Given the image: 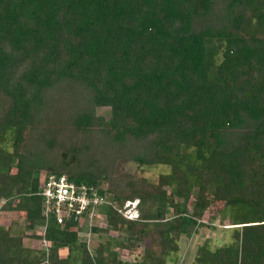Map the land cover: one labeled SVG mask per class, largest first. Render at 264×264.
I'll list each match as a JSON object with an SVG mask.
<instances>
[{
	"label": "trees",
	"instance_id": "obj_1",
	"mask_svg": "<svg viewBox=\"0 0 264 264\" xmlns=\"http://www.w3.org/2000/svg\"><path fill=\"white\" fill-rule=\"evenodd\" d=\"M62 121L74 127L66 141L40 128ZM96 142L117 155L92 154ZM124 152L170 172L105 188L103 168L82 167ZM44 171L120 208L138 200L139 218L110 207L104 226L47 223ZM216 202L233 212L231 242L203 245L192 264H264V0H0V203L25 214L23 228L0 225V264H167ZM85 223L119 233L122 250L149 245L136 263L93 254Z\"/></svg>",
	"mask_w": 264,
	"mask_h": 264
},
{
	"label": "rangeland",
	"instance_id": "obj_2",
	"mask_svg": "<svg viewBox=\"0 0 264 264\" xmlns=\"http://www.w3.org/2000/svg\"><path fill=\"white\" fill-rule=\"evenodd\" d=\"M96 115L105 119V121L110 122L112 121V111L109 107H101L98 108L96 111ZM41 130L45 133H51V130L59 129L56 133L53 132L51 136H54V139L58 141H66L70 137L75 135L74 127L69 124L63 123H42L40 126ZM61 130H65L64 133ZM69 132V133H68ZM43 134V132H42ZM37 137H39L37 135ZM69 137V138H68ZM55 142V143H53ZM50 141V147L55 146L56 141ZM35 145L32 140L29 142V146ZM7 147L9 149L12 148L11 142L8 143ZM72 150V149H71ZM78 152V167L81 166V152L80 146L77 147ZM89 152V151H88ZM70 150L62 149V159L69 155ZM92 154L101 155L103 156L105 161H107V157H111L112 155H117L116 149L111 145H106L105 143L99 144V142L94 143ZM125 156L122 158H118L117 160L112 161L110 164H103L98 165L95 162L92 163H85L82 167L86 170H89L92 167H101L104 169L103 172H107L108 175H105L107 178L103 180L102 186L108 188L109 185H113L115 187H122L125 189H129L133 186L134 183H139L140 181H147L149 183H157L158 177L160 174H168L170 172V167L162 166V165H154V166H139L138 163L134 161H130L126 159L127 152L122 153ZM85 156V153L82 154ZM91 158V157H90ZM99 158V157H98ZM72 161H76V158H72ZM101 163V162H100ZM41 174V181L45 176L51 175L50 173L44 171ZM196 199V192L192 197L188 200V205L192 207L194 205ZM186 201V200H183ZM2 203H0V208ZM132 207H130V210ZM132 211V210H131ZM233 212L223 202H216L210 210L206 213V226L200 228L199 232L195 234L192 238H183L179 242V251L177 253H173L171 258L167 264H192L197 256V252L200 247L205 244H208L211 249L220 247L224 244H228L231 242V235L233 226L231 225ZM2 215V214H1ZM0 215V222L4 225V227L11 228L12 221L17 222L19 224V228H23L25 214L18 213L17 214H3ZM131 216L137 215L136 211H132ZM11 225V226H10ZM98 224H92L95 227ZM90 226V225H89ZM104 226V225H103ZM15 227V226H14ZM16 228V227H15ZM90 228V227H89ZM83 233H81V239L88 244L89 251L93 254L95 252L100 254L108 255L109 259L113 258V253L119 254L121 260L128 262V263H136L140 260L141 256L144 253L145 248L149 245V241L140 245L139 248H136L132 251L129 250H122L117 248L116 241L118 237H120L119 233L110 232V233H102V232H91L87 234L89 231L87 225L84 228ZM38 234L43 235L40 230H37ZM43 231V230H42ZM26 243L29 244L28 246H33L34 243L26 240ZM38 243L34 244V247H37ZM97 250V251H96ZM62 255H66L67 251L62 250Z\"/></svg>",
	"mask_w": 264,
	"mask_h": 264
},
{
	"label": "built area",
	"instance_id": "obj_3",
	"mask_svg": "<svg viewBox=\"0 0 264 264\" xmlns=\"http://www.w3.org/2000/svg\"><path fill=\"white\" fill-rule=\"evenodd\" d=\"M40 188L43 190L44 197V216L48 223L50 216L55 215L57 222L63 224L65 218L73 215L80 217L82 221L92 226L94 217L102 218V225L105 223L104 208L113 207L121 215L129 220H137L139 218L138 205L139 201L127 202L122 208L110 203L107 199L101 198L96 191L88 189L85 185L76 186L68 181L66 176L57 179L54 175H48L41 181ZM136 211L137 215L131 216V210ZM89 210V211H87ZM87 211L89 222L83 217V213ZM85 223V225H87ZM95 224V223H94ZM99 223V226H102ZM89 234V232L87 233ZM44 247H49L50 243L44 241Z\"/></svg>",
	"mask_w": 264,
	"mask_h": 264
},
{
	"label": "crops",
	"instance_id": "obj_4",
	"mask_svg": "<svg viewBox=\"0 0 264 264\" xmlns=\"http://www.w3.org/2000/svg\"><path fill=\"white\" fill-rule=\"evenodd\" d=\"M8 213H9V214H13L12 212L3 211V210H1V208H0V215H1V214H2V215H3V214H8ZM2 215H1V216H2ZM13 215H14V214H13ZM1 218H2V217H1ZM1 218H0V219H1ZM12 222H14V221H12ZM0 225L4 227V225L1 224V222H0ZM10 226H11V225H10ZM5 228H6V229H9V227H5Z\"/></svg>",
	"mask_w": 264,
	"mask_h": 264
},
{
	"label": "clouds",
	"instance_id": "obj_5",
	"mask_svg": "<svg viewBox=\"0 0 264 264\" xmlns=\"http://www.w3.org/2000/svg\"><path fill=\"white\" fill-rule=\"evenodd\" d=\"M136 201H138V200H136ZM136 201H133V202H136Z\"/></svg>",
	"mask_w": 264,
	"mask_h": 264
}]
</instances>
